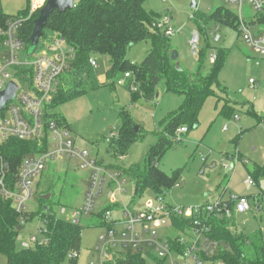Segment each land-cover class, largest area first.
I'll list each match as a JSON object with an SVG mask.
<instances>
[{
    "label": "rangeland",
    "instance_id": "374dc122",
    "mask_svg": "<svg viewBox=\"0 0 264 264\" xmlns=\"http://www.w3.org/2000/svg\"><path fill=\"white\" fill-rule=\"evenodd\" d=\"M195 2V9L190 6L191 0H146L144 3L146 10L159 16L156 22L165 16L170 18L175 33L170 36L169 46L177 56L171 62L173 66L190 74L199 72V77H206L211 73L218 53L225 52L222 67L212 86L213 93L204 99L197 124L182 135L175 133L178 138L172 139V145L156 161V166L167 175L177 172L178 185L172 186L165 195L157 198L148 187L141 195H136L135 179L127 169L143 165L148 151L157 143L158 135L166 130L168 115L184 104L182 94L168 91L161 83L156 88L158 98L145 100L140 82L130 86L119 84L123 72L107 79L109 57L92 54L98 64L95 77L99 86H88V80L80 85L78 90H84L79 95L51 110L64 121L63 127L68 130L76 148L85 151L88 160H96L105 172L92 212L79 218L82 233L76 264H99L103 250L112 256L109 264H116L139 249L145 264H158L153 258L157 256L155 249L146 243L148 233H140L141 242L137 248L130 244L122 245L126 230L120 222L121 207L138 211L161 202L183 210L187 216L191 208L217 201L221 195L224 200L231 193L243 195L248 198L249 209L229 217L231 229L240 234L261 230L264 236V169L253 179L252 186L245 183L255 168H264V55L252 51L238 31L224 23L215 33L218 39L211 34L217 25L211 19L205 22L202 16H210L218 7L228 8L224 0ZM27 5L28 0H0V8L10 18L25 13ZM233 11L246 21L257 16L246 2ZM193 15L206 32V35L201 34L196 56L191 54L188 43L192 31H199ZM225 19L231 20L226 16ZM255 31L264 36V25L256 23ZM151 47L150 37L135 43L128 47L127 59L139 64ZM29 56L25 50L20 53L21 60H30ZM67 74L64 73V77ZM131 77L128 81L133 79L132 74ZM165 78L163 81L166 82ZM72 80L73 77L65 83L67 90L73 87ZM0 81L4 79L0 78ZM189 81V84L200 82L196 77ZM124 116L129 118L132 127L138 126L140 132L128 152L121 158H114L107 152V144L116 136ZM52 149L50 145L49 150ZM81 164V160L66 156L56 157L46 164L35 184V194L20 218L23 226L16 237L17 249L23 248L25 242L29 247L33 246L30 242L33 237L38 242L44 239L43 215L52 213L58 219L70 221L72 212L82 208L90 171L83 169ZM49 186V192L44 195L50 194V197L43 203L41 192ZM107 211L109 217H105ZM135 229L138 230L139 226ZM155 232L162 243L168 237L193 235L191 230L173 228L170 221L156 228ZM218 256L216 248L213 255L201 258L202 264H226ZM172 258L178 264H195L192 258L176 253ZM6 262L0 254V264ZM164 264L169 263L165 261Z\"/></svg>",
    "mask_w": 264,
    "mask_h": 264
},
{
    "label": "trees",
    "instance_id": "16d2710c",
    "mask_svg": "<svg viewBox=\"0 0 264 264\" xmlns=\"http://www.w3.org/2000/svg\"><path fill=\"white\" fill-rule=\"evenodd\" d=\"M145 1L78 0L74 2L70 10L63 13L55 10L48 17L41 40L54 35L64 38L74 48L75 58L71 70L63 79L64 85L59 88L48 106L46 118H53L64 126V121L52 113V108L79 95L84 90V88L78 90L80 85L88 80L90 81L88 86H99L95 77V69L89 63L92 54L109 57L110 69L107 79H112L121 72L132 74L133 79H130L127 85L140 82L142 97L145 100L155 99L156 88L161 83L165 84L168 91L182 94L185 98L184 104L180 109L168 115L166 130L158 135L159 139L148 151L143 165H135L127 169V172L135 179L134 192L136 195H141L148 187L156 197H159L165 195L172 186H176L178 181L177 172L172 176L167 175L156 166V161L172 145V139L176 138L175 133L178 128L186 126L189 129L197 124L198 112L204 99L213 93L212 86L222 67L225 52L218 53L214 60V67L206 77H199V72L190 74L176 65L173 66L171 62L174 60L171 59L169 46L170 37L165 36L153 26L159 16L145 9ZM26 12L20 15L25 16ZM225 16L231 19L230 22L225 19ZM37 17L38 13L24 20L18 33L24 42L26 51L30 44L34 20ZM202 17L205 22L211 19L218 26L224 23L237 31L238 16L229 8L218 7L210 16ZM192 18L195 20L194 15ZM9 19L11 18L0 8V30L6 28ZM196 22L200 35L202 33L206 35L198 21ZM256 23L264 25V13L257 14L256 18L250 21L252 25ZM148 37L152 39V47L144 59L139 64L130 62L126 56L128 47ZM1 40L0 37V42ZM18 69L19 73L29 71L22 67ZM164 76L167 77L166 82L163 81ZM71 77L74 80L71 81L73 87L67 90L65 83ZM191 77L199 78L200 82L189 84ZM116 132V136L108 140L107 152L114 158H120L128 152L140 131L135 132L134 127L130 125L129 118L124 116L122 126L118 127ZM46 147V139L40 149H38V143L32 140L7 138L0 142V165L2 162L9 165L8 179L11 182L14 180L18 166L27 155L43 152ZM263 169L255 168L251 172L252 178L255 180ZM49 190L50 186L41 194L44 195ZM42 196L40 199L44 203L46 200ZM229 207L232 209L233 204L230 203ZM23 214L24 212L18 213L14 210L11 204L0 195V254L6 258V264H76L77 257L69 258L68 255L73 251L78 253L82 233L79 222L58 219L52 213L43 215L45 223L43 233L46 242H37L33 246L17 249L16 237L19 231L18 226L21 228L23 226L20 222ZM169 221L172 227L179 231L192 230L197 227L195 222H200L201 226L207 228L206 238L217 244L218 258L226 264H264L263 232L259 230L249 234L238 233L231 229L230 218L226 217L224 212L193 214L191 217H172ZM180 237L181 235L168 237L166 241L171 250L177 254H183L192 243L189 239L180 242ZM153 258L158 264L165 262L163 258L157 256ZM127 260H130L128 264H145L139 250L134 254H128L126 259L116 264H127Z\"/></svg>",
    "mask_w": 264,
    "mask_h": 264
},
{
    "label": "built area",
    "instance_id": "2783aa9c",
    "mask_svg": "<svg viewBox=\"0 0 264 264\" xmlns=\"http://www.w3.org/2000/svg\"><path fill=\"white\" fill-rule=\"evenodd\" d=\"M46 2L47 0H28L26 15L9 19L6 28L0 30L2 38L0 42V78L4 79V81H0V91L4 90L10 81L17 85L14 99L8 101L0 110V142L7 138L32 140L38 143V149H40L46 139L47 146L43 152L29 154L22 160L12 182L8 179L9 165L6 162L1 163L0 195L11 204L14 210L23 213L27 203L33 198L35 184L49 161L62 156L79 159L82 162L81 167L90 171V175L82 208L72 212L70 221L78 223L82 214L92 212L95 198L99 195L105 178V172L98 166L96 160L91 158L88 160V154L76 148L65 127L53 118H46L49 104L59 88L64 85L63 74L71 70L75 58L74 48L64 38L54 35L48 39L41 40L40 38L37 48L29 56L30 60L20 59V53L25 50L24 42L18 35L22 23L38 13ZM224 2L231 10L246 2L256 14L264 13V0H224ZM237 16L239 19L237 31L244 42L252 51L264 55V36L255 31V25L250 24V21H246L240 15ZM170 24V18L165 16L161 21L155 22L153 26L165 36L170 37L175 33ZM218 29L217 25L211 30V34L215 36ZM215 37L219 38L218 35ZM200 38L201 35L198 31H192L188 41L192 55L196 56L199 52ZM213 60L214 57L211 58V61ZM89 63L94 69L98 67L96 60L92 57L89 58ZM19 67L27 68L29 71L19 73ZM130 77L131 74L126 72L118 83L127 85ZM249 83L252 84L253 81L250 79ZM131 89H134L132 85ZM187 130L186 126H182L176 130V135H182ZM50 145L53 147L51 151L49 150ZM245 183L248 187L254 184L251 175L247 176ZM230 203L233 204L232 209L229 207ZM248 209V198L233 193L226 200L220 197L217 201L191 208L187 216H184L183 210L164 205L161 202L138 211L122 207L120 222L126 230L122 245L130 244L133 248H137L141 242L140 233H148L146 243L155 249L157 257L165 259L169 264H178L172 258V254L175 252L171 250L167 242L160 241L155 232L156 228L165 225L172 217H191L193 214L221 212H224L226 217H231L233 213H244ZM62 211L65 209L63 208ZM105 217H109L108 211ZM195 224L197 227L192 228V236L180 237V242L189 239L192 243L183 254L178 255L192 258L195 264H202V255L206 257L213 255L217 244L206 238L207 228L201 226L198 221ZM148 225L151 227L149 228ZM136 226H139L138 230L135 229ZM30 242L35 244L38 240L33 237ZM41 242H46V239L39 243ZM23 247H29V243L25 242ZM77 255L78 253L73 251L68 257L75 258ZM110 261H112V256L103 250L99 264H106Z\"/></svg>",
    "mask_w": 264,
    "mask_h": 264
},
{
    "label": "water",
    "instance_id": "95a60500",
    "mask_svg": "<svg viewBox=\"0 0 264 264\" xmlns=\"http://www.w3.org/2000/svg\"><path fill=\"white\" fill-rule=\"evenodd\" d=\"M75 0H47L45 5L39 9L38 17L34 20V27L30 36V44L27 48L26 54L29 56L31 55L38 43L40 38L43 36V29L46 25L48 17L56 10L59 13H63L66 10H70L74 5ZM191 8H196L195 0H191L190 3ZM176 52L171 51V59H176ZM17 89V85L15 82L10 81L4 90L0 91V110H2L5 104L14 99L15 91ZM159 93H155V99H157ZM135 132H138L139 127H134ZM43 199L47 200L50 197V194H46L42 196ZM21 226H18V230H20ZM140 251V249H139ZM126 263H130V260H127Z\"/></svg>",
    "mask_w": 264,
    "mask_h": 264
},
{
    "label": "crops",
    "instance_id": "0c3cea01",
    "mask_svg": "<svg viewBox=\"0 0 264 264\" xmlns=\"http://www.w3.org/2000/svg\"><path fill=\"white\" fill-rule=\"evenodd\" d=\"M220 197H222V195L220 196ZM247 197V196H246ZM122 208V207H121Z\"/></svg>",
    "mask_w": 264,
    "mask_h": 264
}]
</instances>
